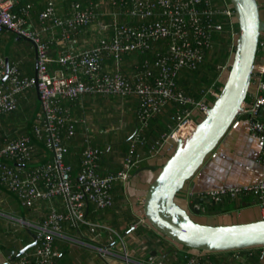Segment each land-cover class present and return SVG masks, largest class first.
I'll return each mask as SVG.
<instances>
[{"label":"built area","instance_id":"1","mask_svg":"<svg viewBox=\"0 0 264 264\" xmlns=\"http://www.w3.org/2000/svg\"><path fill=\"white\" fill-rule=\"evenodd\" d=\"M17 5L19 0H0V35L9 32L32 41L37 84L33 75L22 70L21 61L7 60L0 53V112L15 110L18 95L35 87L39 111L33 132L52 153L53 160L25 169V164L33 159L34 143L28 135L9 140L0 148V185L15 194L20 204L27 208L38 201L51 203L62 198L66 212L57 211L51 205L38 227L37 244L19 261V264L30 261L54 264L59 256L55 240L65 222L88 223L85 218L87 203L97 210L111 207L116 183L128 180L144 159L158 155L166 144L171 146L170 141L183 139L195 130L197 118L206 113L208 103L218 96L219 90L212 84L202 89L200 96L186 94L178 85V77L182 70L196 69L203 62L206 52L213 46V34L223 28L218 16L230 20L233 47L236 33L231 21L233 9L226 2L219 6L213 0H99L98 3L73 0L60 13L61 7L56 0H46L37 13L38 28H34L31 25L34 4L28 2L15 9ZM103 14H108L110 21L101 18ZM123 18L126 21H121ZM84 29L89 30V36L82 44L74 46V36ZM55 30L59 31V39L68 45V50L53 57L52 51L58 43ZM44 33L50 36L45 37ZM262 40L264 44V37ZM154 42H160L161 47L153 50L151 60L133 61L131 72L123 71L124 55L147 52ZM51 63L59 64L60 69L51 71ZM227 65L228 61L216 66L217 80ZM257 70L256 93L250 103L243 104L240 114L247 115L249 133L261 143L258 162L264 167V63ZM84 95L135 96L137 99L135 116L139 130L117 171L99 173L102 150L92 145L87 135L75 176L72 164L65 160L68 144L81 123L67 105ZM168 104L175 106L170 116L172 127L147 144L145 153L141 152L143 130ZM250 194L264 204V178L194 195L208 202H220ZM88 225L91 231L102 227L94 223ZM124 256L127 257L125 252ZM149 261L153 263L154 258L149 257ZM180 264L211 262L192 254L185 255Z\"/></svg>","mask_w":264,"mask_h":264},{"label":"crops","instance_id":"2","mask_svg":"<svg viewBox=\"0 0 264 264\" xmlns=\"http://www.w3.org/2000/svg\"><path fill=\"white\" fill-rule=\"evenodd\" d=\"M45 1L34 0V14L31 18V25L34 28H38L37 13L44 7ZM261 1L264 2V0ZM59 7H61L60 13L66 10L64 5ZM54 33L58 43L52 51V56L56 57L60 52L68 50V45L61 43L58 30ZM89 34V30H81L74 36V46L82 44ZM9 35V32H3L0 35V53L5 54L7 60L21 61L20 65L27 62L34 73L36 55L33 43L28 42L32 58L29 55L24 57L21 55L20 48L10 41ZM44 36L48 37L50 33H44ZM55 64L51 63L49 67H53L52 71L57 72L60 67H55ZM255 87L256 85L252 91L256 93ZM253 96L248 95L246 101L250 103ZM67 106L72 115L81 120L76 127V137L69 142L71 149L67 158L75 167L80 164L84 137L87 135L92 145L103 146V149L99 147L102 150L99 162L100 174L119 170L139 130V123L135 116L136 97L84 95L80 100ZM170 116L171 112L165 109L149 121L143 130L149 143L172 127ZM262 116L264 117V112ZM108 126H110L109 129H105ZM37 141V144H34L33 159L26 164L25 169L53 160L52 153L43 146L44 143ZM260 149L261 143L249 133L247 115L239 114L219 146L189 182L180 201L188 206L186 197H190L194 206L193 197L198 192L239 186L264 178V167L258 162ZM139 150L145 153V150L141 148ZM147 160L153 164L158 157L155 155L144 159L132 171L128 180L114 185L111 207L97 210L91 203H87L86 221L102 227L91 231L88 223L76 225L64 223L55 242L59 249L65 250V253L59 254L56 264L60 262L61 264H156L157 261H161L162 264H180L183 261L184 256L190 252L158 235L140 216L143 194L152 177V172L147 170L137 174L134 172L146 165ZM51 205L57 211L66 212V205L61 197L51 203L35 202L32 207L23 211L24 206L20 204L15 194L0 185V252L4 254L5 250L8 251V255L4 254L7 259L12 257L10 252L20 246L21 235L27 231L25 227L36 230L50 211ZM228 205L229 209L219 214H210L201 207L200 210L208 214H198L197 217L214 224L237 223L255 220L262 217L264 213V204L252 194L234 199L228 202ZM124 252L127 257L124 256ZM199 255L209 260L211 264H264V247ZM149 257L154 258L153 263L149 261ZM64 258L66 259L62 261ZM19 263L15 260L11 264Z\"/></svg>","mask_w":264,"mask_h":264},{"label":"water","instance_id":"3","mask_svg":"<svg viewBox=\"0 0 264 264\" xmlns=\"http://www.w3.org/2000/svg\"><path fill=\"white\" fill-rule=\"evenodd\" d=\"M233 9L231 21L238 31L233 36V51L228 58L227 68L219 81L218 96L208 103L206 113L197 118L195 130L187 137L166 144L159 152L158 160L141 166L135 174L147 170L152 172L143 194L140 216L158 235L179 248H187L190 254L216 253L264 247V217L237 223H209L197 217L207 215L192 199L189 205L180 200L189 182L242 112L248 95L255 94L258 84V66L264 63V2L261 0H228ZM25 41L32 43L29 39ZM37 84V63L33 73ZM37 92V90H36ZM161 155V156H160ZM20 165V164H18ZM23 166V164H21ZM31 241L20 251L34 247L36 233L29 227ZM7 259L8 251L0 252V264H11L16 257Z\"/></svg>","mask_w":264,"mask_h":264},{"label":"trees","instance_id":"4","mask_svg":"<svg viewBox=\"0 0 264 264\" xmlns=\"http://www.w3.org/2000/svg\"><path fill=\"white\" fill-rule=\"evenodd\" d=\"M79 1L82 3H87V2L98 3L99 0H79ZM213 1L217 5L223 6L222 3H220V0H213ZM28 2H32L34 4V0H19V5H17L15 9L18 6L25 5ZM225 2L228 3V0H225ZM67 6L68 5H66V7ZM111 9L113 8L111 7ZM33 14H34V9H33L32 15ZM101 18H104L105 21H110V16L108 14L107 15L103 14ZM218 20L222 22L223 28L220 32H216L213 34V46L210 50L206 52L203 62L196 69H193V70L184 69L180 72V75L178 77V85L186 94L200 96L201 90L209 87L212 84H214V86L218 90L221 87V82L217 80L216 66L218 64H225L228 61L229 55L231 51L234 49V47H232V43H231L230 20L224 16H218ZM121 21H126V19L123 18L121 19ZM234 31L236 32L238 31V28L235 24H234ZM11 34L12 33H10V35ZM10 35H9V38H10ZM160 47H161L160 42H154L152 43V49L148 50L147 52H144V53L137 52V53H130V54L124 55V58H123L124 60H123V65H122L123 71L131 72L133 61L142 62L143 59H146V58L151 60L153 58V50L160 48ZM1 54L5 56V54L3 53ZM21 67H22V70H24L26 74L33 75V71L30 68V65L27 64V62L22 63ZM55 67H61V66L59 64H55ZM49 68L52 71L53 67L52 68L49 67ZM174 108L175 106H173V104H168L167 106H165L163 110L167 109L172 113ZM38 111H39L38 94L36 92V88L32 87L29 90H27L24 94L18 95L17 108L15 110L8 112V113L0 112V148L7 141L15 139L21 135H28L31 141L34 144H37L38 141L33 132V123H34V120H35V117ZM75 137H76V132H75L74 138ZM69 144H68V153H69V149H71ZM147 144H149L148 139H146L144 136V144L141 145L140 148L142 150H145ZM99 147L103 149L102 148L103 146H99ZM68 153L65 156V160L66 162L72 164L73 175H74L75 172H77L80 164L75 167V165L67 158V155H69ZM101 175H104V174H101ZM231 201L229 199H224L220 202H208V201L198 198L197 196L193 197V203L199 205L200 207H204L210 214H219L224 211H227L230 207L228 205V202H231ZM24 208L26 209L27 207H24ZM31 230L37 234V229L36 230L31 229ZM21 237L22 238H21L20 246L14 250V255L16 257L15 260L18 262L25 255L29 254L34 248V247H31L25 250L22 254H19V251L31 241L28 231L22 234ZM55 246H56V249H58V251L60 252L59 254L65 253L64 252L65 250L63 249L61 250V248L59 249V247H57L56 242H55ZM186 255H190V254H186ZM58 258L55 259V264L57 263ZM30 263L34 264L31 261Z\"/></svg>","mask_w":264,"mask_h":264},{"label":"rangeland","instance_id":"5","mask_svg":"<svg viewBox=\"0 0 264 264\" xmlns=\"http://www.w3.org/2000/svg\"><path fill=\"white\" fill-rule=\"evenodd\" d=\"M71 1L73 0H56L57 4L58 5H68L69 3H71ZM220 3H222V5H224L225 3V0H220ZM10 40L12 41V43L16 44L18 46V48H20V51H21V55L22 56H30V58H32V52L29 51L30 50V44L25 41L24 39L20 38V39H17V37L15 35H10ZM110 126L106 127L105 129H109ZM111 131V130H110ZM22 210L25 211L26 209L22 207ZM66 258H64L62 261H64ZM61 264V262L59 263Z\"/></svg>","mask_w":264,"mask_h":264},{"label":"bare ground","instance_id":"6","mask_svg":"<svg viewBox=\"0 0 264 264\" xmlns=\"http://www.w3.org/2000/svg\"><path fill=\"white\" fill-rule=\"evenodd\" d=\"M17 39H20V38H17ZM22 39H26V38H22ZM32 42V41H31ZM35 55H36V52H35ZM153 157V156H152ZM195 206H196V204H194ZM201 207L199 206V209H200ZM37 231H38V228H37ZM36 236H37V234H36ZM37 244V243H36ZM35 247V246H34ZM33 250V249H32ZM60 253V252H59ZM190 254V253H189ZM190 255H192V254H190ZM194 255V254H193ZM59 257V256H58ZM57 257V258H58ZM16 263V262H15ZM17 263H19L18 261H17ZM54 264H55V262H54Z\"/></svg>","mask_w":264,"mask_h":264}]
</instances>
